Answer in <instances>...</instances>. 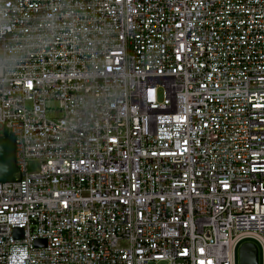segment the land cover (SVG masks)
<instances>
[{
    "label": "built area",
    "instance_id": "1",
    "mask_svg": "<svg viewBox=\"0 0 264 264\" xmlns=\"http://www.w3.org/2000/svg\"><path fill=\"white\" fill-rule=\"evenodd\" d=\"M0 131V264H264V0H0Z\"/></svg>",
    "mask_w": 264,
    "mask_h": 264
},
{
    "label": "water",
    "instance_id": "2",
    "mask_svg": "<svg viewBox=\"0 0 264 264\" xmlns=\"http://www.w3.org/2000/svg\"><path fill=\"white\" fill-rule=\"evenodd\" d=\"M17 168L14 163L13 137H0V182L14 180ZM22 237L21 231H16ZM44 241H37L36 246H44ZM240 264H258L257 248L253 244H244L239 252Z\"/></svg>",
    "mask_w": 264,
    "mask_h": 264
},
{
    "label": "rangeland",
    "instance_id": "3",
    "mask_svg": "<svg viewBox=\"0 0 264 264\" xmlns=\"http://www.w3.org/2000/svg\"><path fill=\"white\" fill-rule=\"evenodd\" d=\"M48 106H49L50 109L47 110V112H46L47 118L60 117L61 114L56 109L57 104L55 102L50 101ZM27 107H30V105L28 104ZM0 137H3L1 131H0ZM38 167H39V163L38 162H29L28 163V171L29 172H36V171H38ZM256 246L258 248V262L260 264V248H259V246L257 244H256ZM237 255H238V251H237ZM238 262H239V257L237 256V264H238Z\"/></svg>",
    "mask_w": 264,
    "mask_h": 264
}]
</instances>
